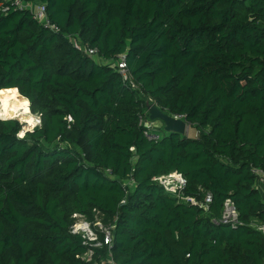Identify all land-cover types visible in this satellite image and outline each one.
I'll return each mask as SVG.
<instances>
[{
    "label": "trees",
    "instance_id": "1",
    "mask_svg": "<svg viewBox=\"0 0 264 264\" xmlns=\"http://www.w3.org/2000/svg\"><path fill=\"white\" fill-rule=\"evenodd\" d=\"M24 1L47 21L0 0V100L41 124L0 115V264H93L70 227L97 211L119 264H264V0ZM147 102L199 135L149 138ZM174 171L208 212L153 179ZM229 197L236 227L213 221Z\"/></svg>",
    "mask_w": 264,
    "mask_h": 264
},
{
    "label": "built area",
    "instance_id": "2",
    "mask_svg": "<svg viewBox=\"0 0 264 264\" xmlns=\"http://www.w3.org/2000/svg\"><path fill=\"white\" fill-rule=\"evenodd\" d=\"M15 4L23 8H31L39 20L47 21L43 3L34 4L24 0H15ZM75 45L90 56L97 58L96 48H86L85 45L78 42H75ZM116 64L118 65L119 71L124 76V79L130 80L134 86V80L130 75L125 58L119 62L117 61ZM145 125L148 128L147 136L149 138H160V134L153 131L150 123H145ZM252 171L256 175V186L259 188V186L264 185V169L253 167ZM153 179L159 182L168 192L177 196L180 201L197 204L207 212L210 210V204L213 201L212 192L206 191L203 194V199L196 196H186L184 194V189L187 185V179L182 173L174 171L168 174L155 176ZM73 218L74 221L71 224L70 231L73 234L81 235L83 244L86 246V250L78 256L86 262H93V264H119L113 258L114 223H106L103 221L99 216V211L96 212V216L93 220L88 219L80 213L73 214ZM213 221L217 224L230 225L231 227L242 224L238 207L232 198L229 197L225 199L221 215L217 218H213ZM251 225L264 234V224L252 222ZM103 248H105L106 251L104 255L99 252V250Z\"/></svg>",
    "mask_w": 264,
    "mask_h": 264
},
{
    "label": "bare ground",
    "instance_id": "3",
    "mask_svg": "<svg viewBox=\"0 0 264 264\" xmlns=\"http://www.w3.org/2000/svg\"><path fill=\"white\" fill-rule=\"evenodd\" d=\"M15 96L13 100L7 97H3L0 100V115L4 118L10 116L18 117L27 124L26 127L28 128L34 126L38 119L30 111L29 100L20 93H17ZM25 108H27V111H25ZM29 121H31V123H29Z\"/></svg>",
    "mask_w": 264,
    "mask_h": 264
},
{
    "label": "water",
    "instance_id": "4",
    "mask_svg": "<svg viewBox=\"0 0 264 264\" xmlns=\"http://www.w3.org/2000/svg\"><path fill=\"white\" fill-rule=\"evenodd\" d=\"M23 96V95H22ZM148 110L150 112V118L152 120L161 119L165 124V130L168 132H177L180 134H186L188 124L187 120L181 117H177L175 115L169 114L165 112L162 108H160L155 102H147ZM31 111V110H30ZM7 118H16L21 123H23L24 133L28 130H32L34 128H27L26 123L23 122L20 118L10 116Z\"/></svg>",
    "mask_w": 264,
    "mask_h": 264
},
{
    "label": "rangeland",
    "instance_id": "5",
    "mask_svg": "<svg viewBox=\"0 0 264 264\" xmlns=\"http://www.w3.org/2000/svg\"><path fill=\"white\" fill-rule=\"evenodd\" d=\"M40 2H36V4H39ZM134 82V86L136 87V88H140V85L139 84H137L135 81H133ZM18 93H19V91H18ZM16 97V96H15ZM15 97L14 98H12V99H10V100H13V99H15ZM3 98V96L1 97V99ZM10 103H12V102H10ZM36 116V118L38 119L37 121H36V123H35V125L34 126H32V127H29V128H35L37 125H40L41 124V120H40V118L37 116V115H35ZM24 122V121H23ZM163 121L161 120V119H156V120H154V121H152L151 123H150V126H152V128H153V130H156V132H159L160 134H162V135H164V134H166V133H169L168 131H166L165 130V126L163 127ZM188 124V128H187V132H186V135H188V136H193V137H197L198 135H199V131L197 130V128L196 127H194V126H192L190 123H187ZM28 128V127H27ZM259 191L262 193V195L264 196V185H261V186H259Z\"/></svg>",
    "mask_w": 264,
    "mask_h": 264
},
{
    "label": "clouds",
    "instance_id": "6",
    "mask_svg": "<svg viewBox=\"0 0 264 264\" xmlns=\"http://www.w3.org/2000/svg\"><path fill=\"white\" fill-rule=\"evenodd\" d=\"M25 111H27V108H25ZM29 123H31V121H29ZM19 136L23 137L24 135V131H21L20 133H18Z\"/></svg>",
    "mask_w": 264,
    "mask_h": 264
},
{
    "label": "crops",
    "instance_id": "7",
    "mask_svg": "<svg viewBox=\"0 0 264 264\" xmlns=\"http://www.w3.org/2000/svg\"><path fill=\"white\" fill-rule=\"evenodd\" d=\"M264 197V196H263Z\"/></svg>",
    "mask_w": 264,
    "mask_h": 264
}]
</instances>
